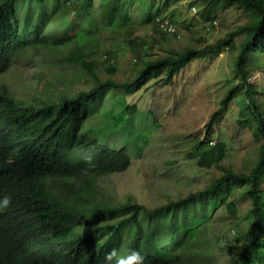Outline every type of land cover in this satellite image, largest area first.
Returning <instances> with one entry per match:
<instances>
[{"label": "trees", "instance_id": "obj_1", "mask_svg": "<svg viewBox=\"0 0 264 264\" xmlns=\"http://www.w3.org/2000/svg\"><path fill=\"white\" fill-rule=\"evenodd\" d=\"M168 5L169 0H0V76L29 51L66 49L61 62L93 82L76 95L40 102L18 100L0 88V198L9 197L8 206L0 208V264H120L133 252L143 260L129 264L211 263L200 228L218 207L237 217L234 197L250 203L244 239L236 238L235 264H264V82L262 102L256 85L247 83L251 67L264 56V0H207L201 13L210 23L227 9L247 19L210 47L232 50L234 39L242 38L233 64L241 81L211 115L203 140L212 138L218 117L239 97L238 124L250 126L259 145L255 165L247 173L224 167L222 144L205 151L198 141L196 165L220 173L203 190L152 209L132 202L108 207L85 193L99 179L130 166L126 148H108L83 133L100 96L135 94L151 81L169 85L200 56L195 49L168 51L155 60L143 55L131 80L116 81L113 65L104 68L108 78L101 80L93 41L97 34L130 25L132 14L175 35L159 26ZM137 111L135 104L127 105L128 115ZM203 203L207 211L197 218Z\"/></svg>", "mask_w": 264, "mask_h": 264}, {"label": "rangeland", "instance_id": "obj_2", "mask_svg": "<svg viewBox=\"0 0 264 264\" xmlns=\"http://www.w3.org/2000/svg\"><path fill=\"white\" fill-rule=\"evenodd\" d=\"M207 0H169L162 24H169L175 35L163 34L157 26L145 23V18L132 14L130 25L120 30L104 31L93 41L96 74L108 78L104 68H116L115 80H131L140 56L145 60L162 58L170 52L199 50L200 56L188 64L169 85L149 82L135 94L122 91L103 93L95 105V113L85 123L86 133L108 148H126L129 168L96 181L85 193L93 203L121 207L127 202L152 209L168 201H176L205 189L220 173L215 167L196 165L200 152L194 151L203 141L205 125L217 112L221 102L236 86L240 77L233 71L242 38L234 39V48L227 50L210 47L246 22V17L232 10H221L215 20L205 22L201 13ZM175 6V7H173ZM169 13H174L171 17ZM132 32V36L128 32ZM72 31L70 35H72ZM99 33V32H98ZM143 48H147L144 51ZM213 50V51H212ZM66 49H39L22 55L0 76V88H6L16 99L40 102L56 100L88 90L93 82L84 78L76 68L61 62ZM264 56L251 67L247 83L257 87L258 100L264 82ZM146 87L151 89L145 90ZM242 100H244L242 98ZM240 98H234L217 119L213 136L205 141V151L222 144L225 158L221 162L236 172L247 173L256 163L259 145L250 126L239 125ZM128 104L138 111L130 116ZM237 206V217L218 207L204 223L200 232L204 249L211 252V263L235 264L239 249L236 238L244 239L249 221L246 218L250 203L232 198ZM207 211L205 203L197 208L196 217Z\"/></svg>", "mask_w": 264, "mask_h": 264}, {"label": "clouds", "instance_id": "obj_3", "mask_svg": "<svg viewBox=\"0 0 264 264\" xmlns=\"http://www.w3.org/2000/svg\"><path fill=\"white\" fill-rule=\"evenodd\" d=\"M9 204V197L5 196L3 198H0V208L7 207ZM143 257L137 253L133 252L131 256H129L127 259H122L120 261V264H129L130 261H142Z\"/></svg>", "mask_w": 264, "mask_h": 264}, {"label": "built area", "instance_id": "obj_4", "mask_svg": "<svg viewBox=\"0 0 264 264\" xmlns=\"http://www.w3.org/2000/svg\"><path fill=\"white\" fill-rule=\"evenodd\" d=\"M159 21V20H158ZM163 20L162 21H159V26L164 30V31H167L169 33H173L175 32L172 28H171V25H169L168 23L167 24H162Z\"/></svg>", "mask_w": 264, "mask_h": 264}]
</instances>
